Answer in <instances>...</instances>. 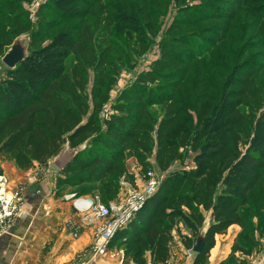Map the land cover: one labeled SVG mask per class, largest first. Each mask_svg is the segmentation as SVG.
I'll return each mask as SVG.
<instances>
[{
	"label": "trees",
	"instance_id": "16d2710c",
	"mask_svg": "<svg viewBox=\"0 0 264 264\" xmlns=\"http://www.w3.org/2000/svg\"><path fill=\"white\" fill-rule=\"evenodd\" d=\"M119 1L121 3L105 19L110 24L120 22L135 32H142L138 12L142 9L149 14V0H143L137 7L138 12L133 10L131 2ZM48 4L59 16L69 19L84 18L95 5L91 0H48ZM218 14L205 15L196 21L219 18ZM22 29L16 27L8 31L0 23V55L24 34ZM209 31H218V34L212 33L218 36L217 44L229 39V27L224 31L219 25L209 27ZM82 35L63 27L43 45L29 42L27 59L0 79V153L19 168L30 170L48 166L67 144L76 148L90 139L75 159L59 171L57 196L66 187L84 185L77 194L99 192L108 205L118 197L119 179L127 173L124 157H135L146 167L150 165L148 158L156 151L158 167L163 172L169 171L177 158L179 141L191 136L194 117L185 98L186 93L194 89L197 126L191 146L195 166L168 172L156 193L116 233L110 247H123L127 263L164 264L169 258L175 220L184 221L196 239L208 213L206 247L195 260V264H206L217 235L225 234L233 225L248 227L242 209L251 203L262 181L264 110L250 129L241 106L248 95L249 78L258 77L264 67L242 71L243 66H235L224 84L219 85L209 79L212 72L217 77L212 66V63L218 64L220 58L217 51L220 46L216 48V45L204 59L197 60L198 64L204 63L199 64L203 66L202 75L197 76L199 86L196 87L194 79L184 76L189 69L183 71L179 83L171 85L174 90L162 100V104L167 105L166 114L157 128V121L147 111L155 102L136 86L121 95L114 107L120 113L111 114L105 121L106 129L98 131L94 119L82 121L88 105L81 90L86 86L87 68L92 60L89 56L93 57L86 48L92 38L89 36L88 42L81 44ZM210 38L213 40V36ZM71 54H75L76 65L70 74L65 61ZM166 54L170 61L162 60L156 65L161 72L154 70L146 74L143 81L179 78L176 71L164 72L173 65L186 64L183 57L179 60L169 52ZM178 93L182 96L175 98ZM125 111L127 114L123 113ZM243 144L246 145L244 150L241 149ZM95 183L100 186H94ZM182 237L186 246L194 247L193 237Z\"/></svg>",
	"mask_w": 264,
	"mask_h": 264
},
{
	"label": "rangeland",
	"instance_id": "374dc122",
	"mask_svg": "<svg viewBox=\"0 0 264 264\" xmlns=\"http://www.w3.org/2000/svg\"><path fill=\"white\" fill-rule=\"evenodd\" d=\"M91 1L95 5L84 18L69 19L59 16L55 10L51 9L48 0H0V23L8 31H12L16 27L23 28L22 30H25L24 34L28 35L29 42L34 43L35 46L47 43L63 27L75 30V33L83 34L81 44L88 42L87 40L91 36L90 46L86 44V48L88 53H93V57L89 56L92 60L87 68L86 86L84 90H81L82 97L87 102L88 110L82 121L85 123L89 119H94L98 131L106 129L105 121L111 114L120 113L114 107L121 95L136 86L140 87L139 90L142 88L145 91L146 98L149 97L154 100L155 103L147 111L157 121V128L166 114L167 105L162 104V100L169 97L174 90L171 85L179 83L180 78L183 77V71L189 69L186 73L184 72V76L194 79L196 87L199 86L197 76L202 75L203 66L200 67V65H204V63L201 61L199 65L197 60L204 59L207 53L213 50L216 45V48L220 46L217 50L220 53V58L217 61L218 64L212 63V66H214L217 77L212 72V77H209V79L219 85L224 84L228 73L235 66H243L242 71H248L257 66L264 67V0H149V14H146V11L142 9L139 12L137 10L143 0H127L131 2L133 10L138 12L143 27L142 32H135L120 22L110 24L105 19V16L121 1ZM216 13H219V18L211 17L206 21H196V19H200L205 15ZM219 25L224 31L228 30V27L230 28L227 36L229 39L224 44L222 42L217 44L216 38L218 36L212 34H218V31H209V27H219ZM50 29L53 30L50 31ZM45 31L48 32L44 33ZM211 36H213V40L210 38ZM166 52L171 53L172 57L179 60L180 57H183L186 64L173 65L164 72L176 71L179 78L173 81L163 78L155 82L143 81L146 74L154 70L161 72L156 67L158 62L162 60L170 61ZM85 54L88 57L86 51ZM2 57L3 55H0V79L7 76L9 70L3 63ZM65 65L67 72L71 74L76 65L75 54H71L66 59ZM254 78L255 76L249 78L250 83L255 85L248 84L246 90L248 95L244 101L245 104L241 106L242 114L246 116L245 120L249 128L260 112L264 110V68L258 74V77ZM186 94L187 107L192 108L190 113L194 117L190 127L191 136L179 141L177 158L169 171L163 172L158 167L156 151L148 158L150 165L146 167H143L140 160L135 157H124L122 161L127 164V173L119 179L121 190L118 197L108 205L128 206L133 192L142 193L145 190L148 181L147 172L150 170H154L155 176L163 180L164 176L174 169L195 166V152L192 150L191 137L197 126V115L194 111L196 94L194 89ZM161 95L165 96L161 97ZM180 96L182 94L178 93L175 98H180ZM123 113L127 114L126 111ZM89 141L90 139L86 140L84 144L87 145ZM241 149H246V145L243 144ZM6 160L15 166L17 170L29 174L27 180L31 182H34L33 178L37 177L38 181L42 180L44 175L46 176L52 172V169L54 172L56 171L55 175L52 172L51 189L48 182L47 186L44 185L47 189H42L49 193V198L51 196L59 199L63 198L65 204H69L70 207L77 209L81 214H91L92 216L89 215V217H94V221H98L94 243L80 256L86 258L91 253L93 254L98 231L106 222L114 220L118 216V211H113L108 217L97 215L96 209L81 212L77 208L75 200L92 198L97 204H105L100 197L101 194L99 192L95 194H77L79 189L85 187L82 185L66 187L63 193L57 196L56 180L59 170L51 163L48 166H38V168L47 171L43 172L44 170L21 169L13 161ZM0 175H6L2 169H0ZM261 180L260 187L253 194L251 203L242 209V213L247 218L248 227L231 226L225 234L217 235L216 245L210 250L206 264H264V171ZM10 183L9 179L8 190L20 192L22 196L21 185L14 189ZM94 186H100V184L95 183ZM42 189L39 191H43ZM23 203L24 199H22L20 209L27 212L26 205H23ZM26 216L27 213L26 215L17 214L8 223H0V238L10 234L18 218H25ZM209 216L207 213L204 228L196 239L194 233L186 227L184 221L175 220L172 231L173 240L169 244V258L164 264H195L197 253L193 248L186 246L182 235L193 237L196 244L198 239L205 237L206 228L210 222ZM107 252L105 255L100 254L98 257L91 258V261L94 264H100L104 259L119 260L124 248L110 247ZM98 259L102 260H99V262ZM126 264L133 263L126 262Z\"/></svg>",
	"mask_w": 264,
	"mask_h": 264
},
{
	"label": "crops",
	"instance_id": "0c3cea01",
	"mask_svg": "<svg viewBox=\"0 0 264 264\" xmlns=\"http://www.w3.org/2000/svg\"><path fill=\"white\" fill-rule=\"evenodd\" d=\"M37 168L35 171L44 170ZM0 169L14 189L21 185L27 210V216L16 220L10 234L0 238V264H94L92 253L86 258L80 254L94 243L99 223L89 217L91 214H81L65 204V199L48 197L49 193L42 188L47 189L44 185L48 182L51 189V176L56 171L52 169L53 174L44 175L40 181L33 178L31 182L27 180L29 174L17 170L1 153ZM100 264H119V260L104 259Z\"/></svg>",
	"mask_w": 264,
	"mask_h": 264
},
{
	"label": "built area",
	"instance_id": "2783aa9c",
	"mask_svg": "<svg viewBox=\"0 0 264 264\" xmlns=\"http://www.w3.org/2000/svg\"><path fill=\"white\" fill-rule=\"evenodd\" d=\"M148 181L145 190L142 193L133 192L129 199V205L110 206L106 204L94 203L88 208L96 209L97 215L108 217L113 211H118V216L114 220L106 222L98 231L95 246L93 248V257H98L100 254H107L110 248L111 241L116 233L125 227L132 219L134 214L143 206L146 200L154 195L161 183L162 179L155 176L154 170L147 172ZM9 179L6 175H0V223H8L12 217L17 214L26 215V212L20 209L22 205V196L20 192H12L8 190ZM119 209V210H118ZM120 264H126L125 255H120Z\"/></svg>",
	"mask_w": 264,
	"mask_h": 264
},
{
	"label": "water",
	"instance_id": "95a60500",
	"mask_svg": "<svg viewBox=\"0 0 264 264\" xmlns=\"http://www.w3.org/2000/svg\"><path fill=\"white\" fill-rule=\"evenodd\" d=\"M30 43L27 34H22L18 36L12 45L5 51L2 61L9 69H15L18 64L25 61L30 54L29 51ZM86 147L85 144L71 148L67 144L56 156H54L50 163L57 168L59 171H62L66 166L71 163L75 157ZM76 196V195H74ZM91 205L94 203L92 198L87 199ZM207 231V229H206ZM206 247V238H200L197 240L193 249L198 254L202 252Z\"/></svg>",
	"mask_w": 264,
	"mask_h": 264
},
{
	"label": "bare ground",
	"instance_id": "6f19581e",
	"mask_svg": "<svg viewBox=\"0 0 264 264\" xmlns=\"http://www.w3.org/2000/svg\"><path fill=\"white\" fill-rule=\"evenodd\" d=\"M22 199H23V197H22ZM75 204L77 205V208L81 212H85L91 206V203H89V201L87 199L86 200H82V199L75 200Z\"/></svg>",
	"mask_w": 264,
	"mask_h": 264
}]
</instances>
